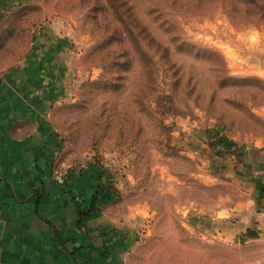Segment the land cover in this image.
I'll return each mask as SVG.
<instances>
[{"label":"rangeland","instance_id":"rangeland-1","mask_svg":"<svg viewBox=\"0 0 264 264\" xmlns=\"http://www.w3.org/2000/svg\"><path fill=\"white\" fill-rule=\"evenodd\" d=\"M17 12L3 42L21 48L38 25L67 50L51 116L60 157L98 173L118 264L254 263L246 234L217 232L243 195L210 161L243 160L239 143L264 139V0H34Z\"/></svg>","mask_w":264,"mask_h":264},{"label":"crops","instance_id":"crops-1","mask_svg":"<svg viewBox=\"0 0 264 264\" xmlns=\"http://www.w3.org/2000/svg\"><path fill=\"white\" fill-rule=\"evenodd\" d=\"M33 1L0 0V264H118L102 208L106 193L96 192L98 173L60 157L51 116L68 67L66 48L38 25L25 30L21 48L2 41L10 21L24 17L17 11ZM239 148L243 160L210 161L215 175L235 181L243 195L226 208L225 230L217 232L229 239L246 234L259 247L251 264H264V139ZM57 168L64 169L61 182L51 174Z\"/></svg>","mask_w":264,"mask_h":264},{"label":"built area","instance_id":"built-area-1","mask_svg":"<svg viewBox=\"0 0 264 264\" xmlns=\"http://www.w3.org/2000/svg\"><path fill=\"white\" fill-rule=\"evenodd\" d=\"M51 174L54 180L61 182L64 177V169L63 168L53 169L51 171Z\"/></svg>","mask_w":264,"mask_h":264},{"label":"trees","instance_id":"trees-1","mask_svg":"<svg viewBox=\"0 0 264 264\" xmlns=\"http://www.w3.org/2000/svg\"><path fill=\"white\" fill-rule=\"evenodd\" d=\"M92 204V203H91ZM92 210V207L91 206H89V208L87 209V211H85V212H81V213H79L78 215H79V219H81L84 215H86L89 211H91Z\"/></svg>","mask_w":264,"mask_h":264}]
</instances>
